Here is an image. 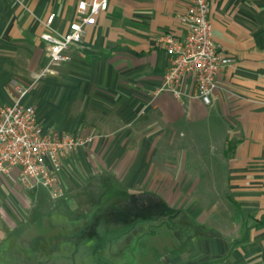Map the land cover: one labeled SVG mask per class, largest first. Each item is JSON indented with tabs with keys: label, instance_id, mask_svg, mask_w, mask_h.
<instances>
[{
	"label": "crops",
	"instance_id": "0c3cea01",
	"mask_svg": "<svg viewBox=\"0 0 264 264\" xmlns=\"http://www.w3.org/2000/svg\"><path fill=\"white\" fill-rule=\"evenodd\" d=\"M79 1L25 0L21 6L0 0V107L12 102L11 89L23 84L18 78L34 58L41 54L42 68L47 65L42 21L54 12V26L66 30ZM185 9V0H110L73 47L72 61L51 73L71 78L61 89L71 94L73 112L58 126L37 112L40 123L97 137L66 158L63 201L46 205L41 198L26 206L16 171L0 177V264H18L19 257L27 264L34 247L26 232L37 213L50 212H58L68 230L41 248L44 256L61 258L49 264H66L69 255L78 261L104 242L110 249L119 243L123 252L143 241L155 248L151 264H264V0L212 2L215 43L233 59L218 74L212 105L194 97L190 76L181 98L150 93L170 64L159 37L186 35L179 18ZM32 48L39 56L33 58ZM207 194L220 200L212 214ZM154 205L183 208L189 216H169L167 233H145L147 218L163 229Z\"/></svg>",
	"mask_w": 264,
	"mask_h": 264
},
{
	"label": "built area",
	"instance_id": "2783aa9c",
	"mask_svg": "<svg viewBox=\"0 0 264 264\" xmlns=\"http://www.w3.org/2000/svg\"><path fill=\"white\" fill-rule=\"evenodd\" d=\"M5 1L25 6V0ZM185 1L186 9L179 18L188 31L182 38L170 32L160 35L159 43L169 55L170 64L162 84L150 93L157 96L169 91L181 98L184 80L190 76L195 83L194 97L212 105L219 86L218 74L233 59L215 43L210 19L213 0ZM109 5L110 0H80L75 18L63 31L54 26L55 14L42 21L45 30L41 39L45 42L48 62L41 75L53 73L56 67L72 61L73 47L82 41L86 28L94 26ZM31 89L32 86L14 83L12 102L0 107V177L16 171L22 188L43 187L54 199L61 198L64 190L60 173L66 158L90 147L97 135L44 127L35 105L26 101Z\"/></svg>",
	"mask_w": 264,
	"mask_h": 264
},
{
	"label": "rangeland",
	"instance_id": "374dc122",
	"mask_svg": "<svg viewBox=\"0 0 264 264\" xmlns=\"http://www.w3.org/2000/svg\"><path fill=\"white\" fill-rule=\"evenodd\" d=\"M51 14H54V12ZM32 49H33L32 52L33 58L36 57V53L39 56L40 52L39 51L37 52L35 48ZM23 55L29 57L30 54L26 52ZM40 59H41V54L39 57H37V61L35 60V58L33 59V64L31 68L22 70V74L19 76L18 79L23 84L21 83L19 84L25 86H32V89L28 94L27 102L35 105L40 119L42 121H46L48 124L58 126L59 121L71 119L70 116L72 115L73 112V101L71 100V94L65 95L64 94L65 91H62L61 89L62 88L61 84H63V81L64 83L67 82L71 83V78H69L68 80L62 77L64 79L62 80L61 77L57 75L53 76V74L51 73H45L46 75L45 74L41 75L44 69L42 68ZM68 73H70V71ZM63 114H66V116H64ZM62 171L60 173V180H61L62 188L64 190L63 197L54 199L50 195L49 191L43 187H39L35 189H25L22 188L18 183L17 187L20 190V195L23 204L26 206H32V205L34 206L35 202L41 198L44 200V203L46 205H49L48 202L58 203L60 201L65 200L66 184L63 182V178L61 179ZM76 179H78V177H76ZM183 179L185 178L183 177L180 178V180ZM91 181L92 182H90L91 183L90 185H95L97 183V179L95 178H92ZM84 182L86 181H83V183ZM207 195H208V202H211L213 203L212 205H214L210 210V213L212 214L213 212L217 211L216 206L218 204L216 202L220 200H218L215 197V194H207ZM89 198L90 197L88 196H82L81 199L88 203L90 201ZM226 203L228 209L232 211L233 206L231 205V203L227 202V200ZM87 206H89V204ZM85 209H82V211H87L88 208ZM156 211L157 213H155V215L157 216L160 215L163 217L162 219V221L164 222V224L162 225L163 229L157 231V227H155L154 225L156 224L157 220L155 218L152 219L147 218L144 220L145 233H156V232H159L160 234L167 233L170 224H172L171 221H174L169 216L171 217H175L177 215L189 216V214L186 212L185 209L177 208L176 206H171V207L166 206L165 208H160ZM37 215L39 220L35 223V225H33L31 228L28 229L25 235V239H27V241H29L32 244L34 249L32 251L28 250V257L26 258V260H24V262H26L27 264H49L47 263L48 260L51 259L52 261H56L61 258H56L55 256H51V257L44 256V253L42 252L41 248L47 247V244H53L54 242L56 243L58 241L56 236H59L62 233L63 234L67 233L68 226H65L62 220H60L62 216L58 212H50L44 217L38 213ZM146 216L148 217L149 214H146ZM79 226L83 227L84 224L81 225L80 223H77V227ZM151 243L152 242L150 241H143V243H141V245L143 246L140 245L136 246L137 245L136 244L135 246H132L131 248H128L123 252H121L120 249L117 248V245L119 243L112 242V249H110L109 244H111V242L108 243L104 242L105 244L104 247L99 248L94 252H91L89 255H83L86 252L82 253L81 257H78V261L76 256L69 255L68 258L69 260L66 261V264H151L150 255L154 253V249H155V248L151 249V247L148 246L151 245ZM155 252L158 254V251L155 250ZM64 254L65 253L62 252V255ZM21 258L23 257L18 258L19 261L18 264H23L20 262Z\"/></svg>",
	"mask_w": 264,
	"mask_h": 264
},
{
	"label": "trees",
	"instance_id": "16d2710c",
	"mask_svg": "<svg viewBox=\"0 0 264 264\" xmlns=\"http://www.w3.org/2000/svg\"><path fill=\"white\" fill-rule=\"evenodd\" d=\"M154 206H156V207L153 208V211H155L154 213H157L156 210L160 209V206H159V208H157L158 207L157 205H154ZM143 211H144V213H147L148 214L149 211H151V210H148V208L147 209L145 208Z\"/></svg>",
	"mask_w": 264,
	"mask_h": 264
}]
</instances>
